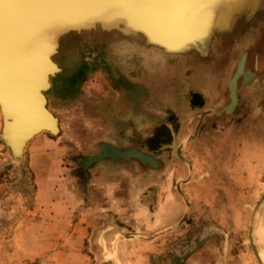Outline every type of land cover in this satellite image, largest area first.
<instances>
[{"label": "crops", "instance_id": "0c3cea01", "mask_svg": "<svg viewBox=\"0 0 264 264\" xmlns=\"http://www.w3.org/2000/svg\"><path fill=\"white\" fill-rule=\"evenodd\" d=\"M190 56L209 57L194 51ZM247 61L245 69L256 76L251 83L243 79L231 114L220 110L231 103L234 67L221 76L198 72L204 67L199 63L194 74L168 72L164 90L152 87L154 116L147 112L146 125L153 133L147 148L139 149L154 156L158 166L105 160L86 174V192L80 195L83 235L92 234L96 248L121 245L127 264H212L217 258L220 264H263L264 244H257L260 260L252 249L233 254V233L251 231L255 215L247 207L264 196V62L256 60L251 69ZM220 127L223 131L215 129ZM157 133L164 134L160 144L152 139ZM180 148L189 164L175 159ZM254 235H264V205Z\"/></svg>", "mask_w": 264, "mask_h": 264}, {"label": "rangeland", "instance_id": "374dc122", "mask_svg": "<svg viewBox=\"0 0 264 264\" xmlns=\"http://www.w3.org/2000/svg\"><path fill=\"white\" fill-rule=\"evenodd\" d=\"M233 55L157 61L154 73L136 57L125 75L115 74L112 65L88 60L87 69L76 80H56L50 109L60 121V133L34 139L22 164L13 160L0 139V264H122L121 245L102 251L92 244V234L83 235L85 205L80 195L86 192V174L96 164L86 169L81 161L100 154L102 143L123 150L146 149L148 134L153 133L146 125L147 112L154 116L149 102L152 87L164 90L168 72L188 69V74H194L199 63L204 67L198 72L223 76L237 61ZM220 112L226 114L224 109ZM199 118L190 124L193 131ZM175 159L181 161L177 155ZM249 232L247 227L233 233L234 255L251 251L248 243L243 245ZM255 238L262 248L264 235ZM218 259H212V264H220Z\"/></svg>", "mask_w": 264, "mask_h": 264}, {"label": "bare ground", "instance_id": "6f19581e", "mask_svg": "<svg viewBox=\"0 0 264 264\" xmlns=\"http://www.w3.org/2000/svg\"><path fill=\"white\" fill-rule=\"evenodd\" d=\"M263 19L264 0H0L1 129L3 116L11 121L3 144L18 157L34 139L51 137L60 130L59 119L54 122L40 114L37 106L38 98H44L47 111L53 113L48 89L58 67L51 60L69 33L88 34L92 47L107 48L114 55L128 54L131 46L151 73L156 71L157 61L188 56L191 51L200 57L234 54L238 81L243 77L251 83L256 75L245 69L248 49L259 37ZM45 28L48 38L43 40ZM113 72L119 73L117 65ZM44 76L48 88L42 82ZM19 112L26 117L18 122ZM263 205L251 220L253 234ZM126 262L123 259L122 264Z\"/></svg>", "mask_w": 264, "mask_h": 264}, {"label": "water", "instance_id": "95a60500", "mask_svg": "<svg viewBox=\"0 0 264 264\" xmlns=\"http://www.w3.org/2000/svg\"><path fill=\"white\" fill-rule=\"evenodd\" d=\"M251 5L253 8L254 3L251 2ZM245 8L246 7L244 5L243 9H245ZM246 13H247V10H246ZM241 14H245V12L243 11ZM46 30H47L46 28H45V30H43V34H42L43 40H45V38L47 37ZM77 33L75 35H71V33H69L65 38L63 46L60 48V52L56 51V50H55L56 53L54 52L55 54L52 57L53 60H51V61H52V63L56 62L57 65H55V66L58 67V72L53 76V78H52L53 81H51V86L49 87V83L47 82V78L45 76L42 78L43 84H46L45 87H47V88L49 87L48 91L50 89L52 90L53 87L56 85L55 84L56 80L61 79L60 81H63L62 80V78H63L64 80L66 79L67 82H69L71 80L74 81L78 77H80L82 75V72L87 69V65H88L87 61L88 60L91 62L94 60H97L98 64L101 63L103 65H109V68H110V65H112L113 68L115 65H117L118 72L121 73L122 75H125V74H127V68H128L130 61H132L136 57H138L136 55L138 51H136V49L132 48L131 46H130L131 49L126 51V53H128V54H123V53L119 52V55L118 54L114 55V53L109 52V50L107 48H103V47L102 48H94L90 45V41H88L89 40L88 34H87V36H81V35H78ZM90 39L93 40V38H91V37H90ZM124 58H125V60H124ZM49 64L51 65V67L54 66L53 64H51V62ZM239 66H240V64H239ZM55 70H57V69H55ZM124 72H126V73L124 74ZM72 75H75L74 78L72 77ZM238 78H239V72L237 71V73L234 75L233 79L230 82L229 87L231 90V103L224 108V112L226 114H231L237 107V103H238V95H237ZM3 81L5 82V77L2 78V82ZM38 99L39 100H38L37 108L39 110V113L40 114L45 113V115H47L46 117H48L49 119H51L54 122L57 121L58 118L53 113H49L47 111V109H46V106H48L47 101L44 98H43V100H41L40 97ZM19 102L21 104L25 103V105L28 106V102H26V100H24V99H22V100L19 99ZM17 116L19 117L18 122L21 119H25V117H26L22 114V112H19L17 114ZM1 120H2V130L0 133L1 134L0 139H1V142L3 144L4 141H6V139H7V134H5V133L7 132V129L9 127V123L11 124V121H9V118L4 117V116ZM24 122L28 123V121H26V120H24ZM16 124H18V123H16ZM12 125H14V124H12ZM59 131L60 130H57L56 131L57 133L56 134L53 133V134L58 135L60 133ZM55 135H52V136H55ZM28 141H30V139ZM27 142L21 144V147H20L21 151H19V152L22 153V148H23L24 144H26ZM4 146L7 148L6 144ZM100 148H101L100 154H98L94 157H88L85 160L81 161L84 168L87 169V168L93 166L94 164L100 163V162L108 160V159L112 160L113 162H117L118 160L129 161L132 159H136V160H139L140 162H142L143 164H147L151 167H157L158 166V162L154 156H152L151 154H147V153H145L139 149H136V148H132L129 150H123V149H119L115 145L109 144V143H102L100 145ZM11 156H12L13 160L18 158L17 160H19V162L21 164L24 162L25 154H23V155L20 154L18 157H16L11 153ZM177 156L181 161L188 163V161L181 155V149H179L177 151ZM263 202H264V196H262L258 200H255L254 202H252L250 204V207L248 208L249 215L253 217L255 215V213L258 211L259 207L263 204ZM242 230H245V228H243ZM243 232H245V231H243ZM245 236H246L245 241L251 247L253 254L258 258V260H260V256L258 254V249H257L256 238H255L254 234L250 231L249 235H245ZM260 261L262 262V260H260ZM173 264H175V262Z\"/></svg>", "mask_w": 264, "mask_h": 264}, {"label": "flooded vegetation", "instance_id": "af4514ba", "mask_svg": "<svg viewBox=\"0 0 264 264\" xmlns=\"http://www.w3.org/2000/svg\"><path fill=\"white\" fill-rule=\"evenodd\" d=\"M258 27L261 29L259 37H257V40L255 42H252L251 47L248 49L247 66L251 69H255L256 60L259 61V64H262L264 62V19L262 21H260ZM233 65H234L233 63L230 65V69L232 68ZM233 67H234V73H233L232 77H234V75L237 72V65H235ZM259 67H260V65H259ZM243 79L244 78L242 77L238 81L237 95H238V91H239L240 86H242L241 83H242ZM228 89H229V96H230V102H231V90H230L229 86H228ZM238 101H239V97H238Z\"/></svg>", "mask_w": 264, "mask_h": 264}, {"label": "trees", "instance_id": "16d2710c", "mask_svg": "<svg viewBox=\"0 0 264 264\" xmlns=\"http://www.w3.org/2000/svg\"><path fill=\"white\" fill-rule=\"evenodd\" d=\"M164 134H161V133H157L152 139L153 141H157V144H160L163 142V136Z\"/></svg>", "mask_w": 264, "mask_h": 264}]
</instances>
